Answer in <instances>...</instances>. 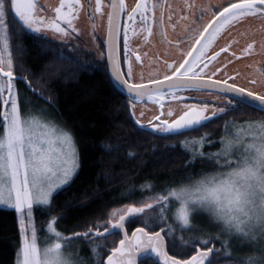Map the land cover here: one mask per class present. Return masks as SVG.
<instances>
[{
	"label": "snow or ice",
	"instance_id": "obj_1",
	"mask_svg": "<svg viewBox=\"0 0 264 264\" xmlns=\"http://www.w3.org/2000/svg\"><path fill=\"white\" fill-rule=\"evenodd\" d=\"M157 6L158 0H154L151 5L148 0H139L130 11L125 0H111L108 5V60L113 87L127 89L129 103L133 108L135 102L145 96L150 101L160 103L166 96L182 99L178 93L204 88L222 93L217 99L226 103L212 106L211 111L206 102L186 104V110L172 121L160 120V116H156L154 119L160 121L159 124L149 121L145 125L139 118L134 123L140 128L149 127V134L173 136L198 130L207 123L214 122V118L219 120L234 113L243 115L244 110L264 116V90L256 91L229 83V80L235 79L234 76L223 80L212 79L216 72L208 76L207 79L211 82L205 83L202 75L209 63L219 57L220 52H226L230 48V44L221 48L208 58L209 62H204L203 58L218 36L227 27L245 18L264 19V0H228L226 4L209 3L201 6L199 19H204V12L210 13L212 18L203 26L191 30L189 39L192 47L190 51L182 53L185 57L183 61L170 64L166 62L169 72L164 74L163 79L149 80L147 84L143 82V78L141 82H130L131 63L129 62L127 74H124L118 58L120 17L127 12L128 20L135 24L136 14H139L143 22L141 30L151 36L152 25L149 20L155 21ZM185 7L189 11L194 9L195 0H185ZM81 8V0H60L59 6L54 9L55 16L46 18L38 14L37 0H0V206L14 209L18 214L21 241L16 253V264H84L83 257L74 258L65 251L74 238L106 240L108 236L118 237L119 232H123V238L119 239L118 247L111 246L106 264H138V257H149L150 264H219L217 259L210 258V254H214V250L218 253L221 249L228 258L226 264H264V119L241 123L225 121V135L221 137L220 150L207 154L216 165L214 171L200 173L199 179L195 180H192L190 174V182L181 181L178 185L165 187L144 198L139 206L129 204L122 209H113L103 225L98 222L84 232H73L71 236L56 227L57 218L52 216L48 223V240L43 247L38 243L34 210L42 207L52 211L53 193L67 185L79 169V151L73 134L48 119L45 109L36 112H25L22 109L14 84L10 43L16 33L10 31L7 20L9 14L14 12L20 22L16 25L17 28L30 31L42 42H46L47 37L40 34L47 30L59 33L62 37L78 33L74 21L78 19ZM101 10L102 0H95V11L100 13ZM150 11L151 17L146 15ZM168 18L170 20L171 16ZM62 23L67 28L62 27ZM255 43L256 41L249 43L241 51V55H249L254 50ZM260 46L264 49V41ZM124 48L128 49L127 27L124 29ZM60 59H65L63 54ZM139 59L137 56V60ZM201 64L203 67H200ZM197 68H200L199 72ZM256 71L259 78L249 80L252 85L264 82V67H257ZM22 79L27 81L26 76ZM164 81L170 83L165 84ZM148 84L156 87L150 88ZM28 87L36 91L31 82H28ZM47 99L50 100L51 97ZM131 115L134 117L135 113L132 112ZM167 116H173L171 109ZM230 127L234 129L233 132H229ZM204 141L205 138L202 137L191 143H199L202 148ZM189 143L183 142L185 146ZM197 156L204 157L205 153L193 150L189 163ZM141 187L150 189L152 186ZM131 194L129 191L128 195ZM169 214L172 223L169 222ZM201 215L206 217L209 227L214 231L202 230L197 239L187 242L195 248V254L190 258L169 255L165 237L174 238L177 227L173 224L181 232L191 231L195 226L194 221ZM135 216L141 217L144 226L137 228L129 236L125 222L129 217ZM155 226H159V231L154 230ZM217 240L221 241L220 248L215 247ZM233 242L241 247L247 246L249 252L234 258L231 247ZM100 247L101 244L96 243L90 249L96 264H103L102 254L98 251ZM139 264L146 262L141 258Z\"/></svg>",
	"mask_w": 264,
	"mask_h": 264
},
{
	"label": "trees",
	"instance_id": "obj_2",
	"mask_svg": "<svg viewBox=\"0 0 264 264\" xmlns=\"http://www.w3.org/2000/svg\"><path fill=\"white\" fill-rule=\"evenodd\" d=\"M7 22L10 31L16 33L10 43L19 97L50 107L57 120L73 134L79 151V169L66 186L53 194L52 211L41 207L34 210L36 225L43 226L55 216L56 227L63 233L84 232L117 207L139 205L165 187L188 182L190 174L193 178L213 170L214 164L207 154L218 148L225 121L264 119L259 113L244 110L243 115L214 118V122L197 131L173 136L149 134V129L134 123L129 99L113 87L104 59L97 60L83 48L67 49L50 40L42 42L33 33L16 27L20 22L14 13L9 14ZM61 54L65 59H60ZM25 76L27 81L22 79ZM28 82L36 91L30 90ZM196 137H205V145L200 149L205 156H197L189 163L193 150L183 142ZM138 217L127 221L126 231L141 227ZM155 231H159V226ZM166 237L169 255L190 258L195 254L190 245H184L185 254L177 256L180 253L169 247L172 244ZM19 244L16 212L0 208V264H15ZM114 245H104L103 264ZM247 252L249 248L232 246L234 258ZM211 258L220 260L219 264H226L228 259L223 249L218 253L214 250ZM148 261L150 258L145 260L146 264Z\"/></svg>",
	"mask_w": 264,
	"mask_h": 264
},
{
	"label": "flooded vegetation",
	"instance_id": "obj_3",
	"mask_svg": "<svg viewBox=\"0 0 264 264\" xmlns=\"http://www.w3.org/2000/svg\"><path fill=\"white\" fill-rule=\"evenodd\" d=\"M138 2L139 0H125L128 11H130L131 8H133ZM153 2L154 0H148L149 5ZM189 2H191V0H189ZM227 2L228 0H195L196 7L189 11L185 7V0H158V6L155 10V21L153 22L151 19L149 20V23L152 25L151 36H148L146 32L141 30L143 22L141 21L139 14H136V21L135 24H133L132 21L128 20L127 12L123 13L120 18L121 31L118 38V55L122 73L127 74L130 62L132 69V75L129 78L130 82H141V78H143L144 83H148L149 80L163 79L164 74L169 72L166 62L168 64L173 62H182L185 58L182 53H186L191 50L192 41L189 39L191 30L203 26L212 18L210 13L204 12V19H199L201 15V6H207L209 3H212L213 5L226 4ZM37 3L38 14L46 18H52L55 16L54 9L59 6L60 0H37ZM81 3L82 8L79 12L78 19L74 21V25L78 29V33H71L63 40L53 39L50 41L59 43L67 49H73V47L84 49L82 46L83 30L79 25V18H82V20L88 24L87 36L90 37V44L92 46L96 45L98 52L102 55V59H104L106 63L105 34L108 21L107 13L109 12V0H102V10L100 13L95 11V0H81ZM162 10L163 24H161ZM146 15L151 17L152 12L150 11L146 13ZM169 15L171 16L170 20L168 18ZM182 16H188L189 18L182 19ZM193 21L197 22L194 23ZM61 26L67 28V25L63 23ZM236 26L241 27L239 29L244 30V32H236L234 29ZM126 27L128 29L127 50L124 48V29ZM167 27L172 30L178 29L180 33L176 36H169L167 34ZM145 37H147V39H145ZM253 41H256L254 50L249 55H241V51ZM262 41H264V19L248 17L239 23H235L234 25L227 27L226 30L218 36L217 40L213 43L212 48L206 53L203 58L204 62H209L208 58L210 56L230 44L229 50L226 52H220L219 57L209 63V67L204 69L202 75H204V78H208V76H211L213 72H216V75L213 76L212 79L221 80L227 79L229 76H234L235 79L229 80L228 82H238L237 84L242 85L241 81L237 79L238 75L236 73H229L228 70L232 67H237L235 62L238 63L240 71L247 69L250 73L257 72V67H264V49L260 46ZM196 47H199V45H196ZM233 53L236 55L234 56ZM137 56L140 57L139 60H137ZM147 57L152 58L151 65L145 64L147 63ZM200 67H203V65L201 64ZM140 69H147L146 75H134V71L137 72ZM217 69H219V71H216ZM197 71L199 72L200 68H197ZM218 76L221 78H218ZM184 92L181 93L184 94ZM181 93L178 94L180 95ZM170 99V97H165L160 103L144 101L142 104L140 102H135V104L150 105L152 108L150 112L154 113L151 121L153 124H159L160 121L154 119V117L160 116V120L167 119L169 121L176 119L174 114L172 117L167 116V112L169 110L166 109V106L170 103ZM189 99L192 101H200L199 99L194 98L193 95L192 97H189ZM161 103L163 104V108H161ZM159 107L161 110H159ZM129 219L130 217L126 220V222ZM136 229L137 228L127 231L128 235L131 236L132 232ZM120 237L122 238L121 233ZM140 259L141 257H138V263ZM147 259H149V257L144 260Z\"/></svg>",
	"mask_w": 264,
	"mask_h": 264
},
{
	"label": "rangeland",
	"instance_id": "obj_4",
	"mask_svg": "<svg viewBox=\"0 0 264 264\" xmlns=\"http://www.w3.org/2000/svg\"><path fill=\"white\" fill-rule=\"evenodd\" d=\"M79 25H80L81 29L83 30V33H82V43L83 44H82V46L84 47V49L86 51L92 52L97 60H101L103 57L98 52V49H97L96 45L92 46L90 44L91 42H89L90 41V37L87 36V34H88V32H87L88 24H86L85 21L82 20V18H79ZM239 28H241V27L236 26L234 29L238 33L239 32L243 33L244 30L239 29ZM97 31H98V28H97ZM179 33L180 32L178 31V29L172 30V29H170V28L167 27V34L169 36H176ZM40 35L47 37V40H53V39L54 40L55 39L63 40V39H66L67 38V37H62L59 33H56V32L51 31V30L44 31ZM54 43H56V42H54ZM56 44H58V45L61 46V44H59V43H56ZM77 49H78V47H77ZM151 62H152V58L147 57V63H145V64L146 65H151ZM235 63L237 65V67L230 68L228 70V72L229 73H234V74L236 73L238 75L237 79L239 81H241L242 86H244L246 88H252V89H254L256 91H262V90H264V82H261V83H259L257 85H252V84L249 83V80H251L252 78H259L257 72H254V73L251 72L250 73V72H248L247 69H245L243 71H240V68H239L238 63L237 62H235ZM146 72H147V69H140L137 72L134 71V75H136V74L138 76H140V75H146ZM218 78H221V77L218 76ZM4 79H6V77ZM235 83L237 84L238 82H235ZM184 94H182V93L180 95L178 94V96L182 97V99H173V98L170 97L171 98L170 99V103L166 106V109L167 110H169V109L172 110V112L176 116V118H178V116L181 115L183 113V111L186 110V108H185V105L186 104L187 105H192V104H202V103H205L206 102L210 106L209 111H211V107L212 106H216V105H220L222 103H226V101L218 100L217 99L218 94L213 93V92H208V91H206V92H204V91H190V92H187V91H185ZM191 94L194 96V98L199 99L200 101H192V100H190L189 97H192ZM5 96H7V93H5ZM168 97L169 96H166V98H168ZM19 100H20V103H21V107H22V109L25 112H28L29 110L32 111V112H36L39 109H45L48 119H51L56 124H58V125L66 128V129H68L66 126H64L61 122H59L57 120V118L53 115L52 111L50 110V107L46 106V104L39 103V102H35V101H32V102L31 101H27L24 98H21V96L19 97ZM147 102H150V100H147ZM140 103L142 104V102H140ZM141 104L140 105L135 104V107L134 108L132 107V105H130L131 112H134L135 113V116L133 117V119L135 120L136 118H139L145 125H148V122L151 121L152 116L154 115V113L153 112H150L152 110V108H151L150 105H145V104L141 105ZM159 110H161L160 107H159ZM141 113H143L142 116L140 115ZM259 120H261V119H259ZM229 121H234V120H229ZM236 122L237 123H241L243 121H236ZM233 131H234V129L230 127L229 128V132H233ZM224 135H225V129H223V132L221 134V137L224 136ZM221 137L219 139V146H218V148L216 150L210 151L208 153H215V152H217V151L220 150V148H221V143H220ZM201 138L202 137L189 138L188 140H186V141H189L190 142L187 146H190L192 148V150H195V151L199 152L200 149H201L200 144L199 143H191V142L192 141H199ZM203 138H205V137H203ZM204 145H205V141H204L203 146ZM213 164H214L213 165L214 166L213 167V170L208 171L206 173H210V172L214 171V169L216 168V165H215L214 162H213ZM195 179H199V176L192 178V180H195ZM188 182H190V181H188ZM64 186H66V185H64ZM124 206L125 205L120 206V207H117L115 209H122V208H124ZM135 206H139V205H135ZM0 208H7V207L0 206ZM7 209H10V208H7ZM43 209H45V208H43ZM11 210H14V209H11ZM112 211H110L107 214L106 217H104V218L100 219L99 221L95 222L94 225L97 224L98 222L101 225H103L104 221H106L110 217ZM16 215H17V220H18V214L16 213ZM169 216H170L169 222L172 223L171 214H169ZM137 220H138L137 224L141 223L140 226L143 227L144 224H143V220L141 219V217H138ZM49 221H50V218L43 224V226L36 225V227L38 229V243L42 247L45 245V242L48 240V238L50 236V233L48 232V223H49ZM194 225L195 226L192 228L191 231L185 230V231L181 232L178 229V226L175 225V224H173L174 227H177V231L175 232V236H174V238L171 237V236H167L166 238L168 240H170V242H171L170 244H172V246H169V247H171V249L173 251L176 250L178 253H180V254H177V256L178 255L179 256H182V254H185V253H182L185 250V249L182 248V246H184V245H187V246L190 245V248L193 251H195V248H193V245L190 244V243H187V242L190 241V240L197 239L199 237V235H200V232L202 230L203 231H214L213 229H211L209 227L208 221H207L206 217L203 216V215L198 216L196 218V220L194 221ZM156 227H158V226H155V228ZM155 228H154V230H155ZM101 230H102V228H101ZM129 231H130V228H129ZM180 235L184 239H181ZM69 236H71V235H69ZM119 238H120V236H118V237L108 236L106 240L100 239V240H96V241H92V240H89V239H85L84 237L74 238L73 241H72V243L70 244V246L66 247L65 251H66V253H71L74 258L83 257L84 258V264H89V263L90 264H96V261H95L94 257L92 256V254L90 252V249L94 246V244H96V243L101 244V247L98 249V251H100L101 254H102L103 253L102 249H104V245H108V247H109L110 244H115L114 246H116V244L119 242ZM20 241H21V237H20ZM217 241H219L220 244H221V241L220 240H217ZM220 244H216L215 247L217 248ZM87 245H88V247H86ZM173 245H175V246H173ZM191 245H192V247H191ZM233 245L234 246H237V247H241L236 242H233V244L231 245V247ZM19 246H20V244H19ZM19 246H18V248H19ZM241 248H248V247L247 246H244V247H241ZM86 250H88V251L86 252ZM177 258H183V257H177ZM219 262H221V261L219 260ZM15 264H16V260H15ZM147 264H150V261H148Z\"/></svg>",
	"mask_w": 264,
	"mask_h": 264
},
{
	"label": "water",
	"instance_id": "obj_5",
	"mask_svg": "<svg viewBox=\"0 0 264 264\" xmlns=\"http://www.w3.org/2000/svg\"><path fill=\"white\" fill-rule=\"evenodd\" d=\"M111 3V0H109V4ZM109 11H110V8H109ZM121 18V17H120ZM119 23H120V20H119ZM108 40H109V37H108V21H107V27H106V34H105V57H106V66H107V70H108V73H109V76H110V79L113 83V78L111 76V66H110V63H109V60H108V51H109V44H108ZM117 48H118V42H117ZM118 58H119V55H118ZM121 69V67H120ZM122 72V70H121ZM205 83H210L211 81H209L207 78H205L204 80ZM165 84L167 83H170L169 81H164ZM147 84V83H146ZM148 86L150 88H155L156 85H153V84H148ZM119 91H121L122 93H124L127 97L129 96L128 92H127V89L126 88H122V87H119L117 86L116 87ZM199 91H208V92H213V93H216V94H219V95H223L222 93H217L215 89H212V88H204L202 90H199ZM147 96L143 97L142 100L140 101H137V102H144V101H147ZM146 129H149V128H146ZM132 218V217H130ZM119 231V230H117ZM121 235H122V238H123V232H121ZM165 246H166V242H165ZM167 250V249H166ZM211 255L210 254V258H211ZM142 259H146L147 257H141ZM207 264V262H206Z\"/></svg>",
	"mask_w": 264,
	"mask_h": 264
}]
</instances>
